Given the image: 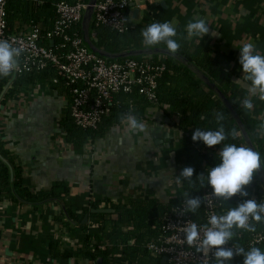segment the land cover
Instances as JSON below:
<instances>
[{
  "label": "crops",
  "instance_id": "obj_1",
  "mask_svg": "<svg viewBox=\"0 0 264 264\" xmlns=\"http://www.w3.org/2000/svg\"><path fill=\"white\" fill-rule=\"evenodd\" d=\"M154 1L155 13L146 14L143 23L160 20L180 29L189 53L220 61L229 76L227 97L243 124L263 122L264 0ZM24 79L11 80L0 99V139L22 168L26 189L65 182L70 190L66 203L78 212L91 196L117 201L177 195L185 167L175 155L174 113L166 115L157 103L142 101V113L112 123L91 144L76 146L66 141L61 125L69 113L67 95L50 82ZM250 137L256 149L264 147V128ZM206 145L209 153L224 156L216 139ZM58 211L56 202L33 206L0 192V264H91L64 256L83 234L70 233L56 220ZM112 256L105 264H134L119 252Z\"/></svg>",
  "mask_w": 264,
  "mask_h": 264
},
{
  "label": "trees",
  "instance_id": "obj_2",
  "mask_svg": "<svg viewBox=\"0 0 264 264\" xmlns=\"http://www.w3.org/2000/svg\"><path fill=\"white\" fill-rule=\"evenodd\" d=\"M61 0H6V22L9 33L19 34L30 25L49 26L54 20L56 4ZM96 46L109 54L126 50L151 48L158 51L151 55L154 61H163L166 70L158 81L157 104L169 115L178 114L173 126L178 133L176 157L185 167L177 195L161 200L153 195L131 198L87 199V204L78 212L66 203L69 186L65 182L39 190L24 187L23 170L13 162L4 142L0 139V192L7 193L13 201L29 203L33 206L56 202L59 211L56 220H61L72 234H83L79 244L65 251L64 256L90 259L91 264H105L114 253H120L134 264H163L145 247L144 242L158 233L160 218L183 199H192L191 216H202V194L208 186L226 183L236 191L243 189L246 195L264 198L259 192V178L249 149L244 142L230 109L217 93L203 79L206 76L227 95L229 76L224 65L206 53L196 57L186 49L184 33L180 29H170L163 21L142 23L135 30L120 35L106 28L93 30ZM163 50H168L163 53ZM101 56V55H100ZM133 57V56H129ZM124 57H118L119 60ZM56 75L52 66L43 71L25 76V81L37 80L49 83L67 95L61 84H52ZM9 74L1 76V84L11 80ZM20 78L13 79V82ZM68 97V96H67ZM120 105L112 104L111 113L103 118L96 128L83 129L75 125L69 113L62 120V128L68 143L76 146L91 144L96 137L103 135L112 123H117L129 115L142 113L141 102L145 101L135 92L121 95ZM69 99V97H68ZM132 99L131 107L128 100ZM234 110H238L231 102ZM249 135L255 129L264 128V121H252L246 125ZM217 140V146L224 156L209 153L207 141ZM264 168V147L257 149ZM112 209V212H94L99 208ZM87 216V222L83 219ZM95 227L96 233L88 232ZM264 231V201L259 203L252 216L249 229L238 237L237 231H227V236L240 247L233 258L213 261L209 264H264V241L250 245L252 232ZM101 260L99 262L98 260Z\"/></svg>",
  "mask_w": 264,
  "mask_h": 264
},
{
  "label": "built area",
  "instance_id": "obj_3",
  "mask_svg": "<svg viewBox=\"0 0 264 264\" xmlns=\"http://www.w3.org/2000/svg\"><path fill=\"white\" fill-rule=\"evenodd\" d=\"M154 0H95L89 23L93 30L106 28L123 35L153 16ZM89 0H61L49 26L30 25L19 34L9 33L6 0H0V99L11 80L43 71L48 66L70 101V116L80 128H96L111 113L120 96L135 92L147 102L157 103L158 81L166 70L163 61L145 57L110 60L90 50L83 41L81 22ZM137 16L134 17V11ZM12 77L1 84L2 74ZM129 107L133 100H128ZM176 119L179 115L175 114ZM192 199H183L160 218L158 233L143 245L167 264H209L233 258L240 247L227 231L238 237L249 229L252 216L264 198L246 195L226 183L208 186L202 194V216H191ZM264 241V231L252 232L250 245Z\"/></svg>",
  "mask_w": 264,
  "mask_h": 264
},
{
  "label": "water",
  "instance_id": "obj_4",
  "mask_svg": "<svg viewBox=\"0 0 264 264\" xmlns=\"http://www.w3.org/2000/svg\"><path fill=\"white\" fill-rule=\"evenodd\" d=\"M95 3V0H89V5L86 8V11L83 15L82 22H81V33L83 37L84 44L92 51L97 53L98 55H101L102 57H105L107 59H116L118 57H145L148 55H153L154 53L158 51H162L161 49L156 50V49H151V48H139V49H134V50H126L122 51L120 53L116 54H109L107 51H104L100 48H98L95 44L97 41V38L94 33H92V38H90L89 34V23H90V18L92 14V8L93 4ZM137 16V10L134 11V17ZM168 50H163L164 52H167ZM203 79L211 86V88L217 93V95L220 97V99L226 104V106L230 109L232 116L234 117L236 124L238 125V128L246 142V145L249 149L251 158L253 160L256 172L258 174L259 182L258 185L260 186L259 192L263 194L264 196V168L262 166V163L260 161L257 149L255 145L252 142V139L246 130L245 125L243 124L242 120L239 118L237 115V112L234 110L230 99L225 95V93L211 80H209L206 76H203ZM94 212H102V213H107V212H112V209L108 208H99V209H94ZM83 222H87V216L84 217ZM165 260V258H163Z\"/></svg>",
  "mask_w": 264,
  "mask_h": 264
}]
</instances>
